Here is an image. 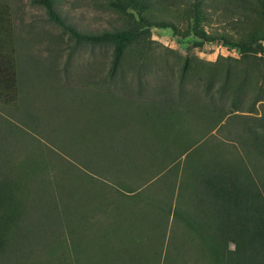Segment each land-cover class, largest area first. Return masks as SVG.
<instances>
[{
	"label": "rangeland",
	"instance_id": "rangeland-1",
	"mask_svg": "<svg viewBox=\"0 0 264 264\" xmlns=\"http://www.w3.org/2000/svg\"><path fill=\"white\" fill-rule=\"evenodd\" d=\"M236 3L147 0L134 9L121 0H57L82 33L156 24L126 48L112 76L111 44L76 42L31 0H0V60L15 74L10 89L0 87V182L13 164L21 220L46 219L74 188L81 228L57 231L60 250L76 229L89 245L135 236L138 264H216L183 218L199 200L193 170L215 159L225 168L242 163L260 172L264 192V159L249 141L253 131L264 135V12ZM195 29L214 40L193 45ZM243 41L245 54L235 46ZM33 187L42 202L36 197L39 207L27 211L36 206ZM97 250L74 262L49 252L20 264H98Z\"/></svg>",
	"mask_w": 264,
	"mask_h": 264
},
{
	"label": "trees",
	"instance_id": "trees-1",
	"mask_svg": "<svg viewBox=\"0 0 264 264\" xmlns=\"http://www.w3.org/2000/svg\"><path fill=\"white\" fill-rule=\"evenodd\" d=\"M236 1V5H241L243 11L258 9L262 13L264 12V0ZM31 2L41 6L47 18L56 25L65 28L76 42L94 45L111 44L112 58L109 74L112 76H115L119 71L126 48L148 35L151 26L156 25L151 22L145 23L147 21L142 18V21L127 29L106 30L95 34L82 33L73 26L66 24L56 6L57 0H31ZM121 2L124 3L122 6H130L134 9L143 8L147 5V0H121ZM158 26L167 27L169 25L162 23ZM194 32L191 41L195 46H202L205 42L214 40V38L205 36L196 29ZM235 46L240 48L243 54L250 50L248 42H238ZM8 66L9 62L6 64L0 60V87L10 89L11 85L15 83V74ZM253 132L254 134L249 137V141L253 145V149L259 152L264 159V135L260 132ZM233 163L229 161V168H225L217 165V159H215L212 163H203L207 166L193 170L194 188L201 184L197 189L199 200L196 201L193 213H187L183 218L190 231L200 236V241H203L202 244L207 246L209 254L216 264H264V192L260 188L261 175L258 170H255V176L251 175L245 169L247 165L243 166L242 163L235 165ZM12 165L8 167V172H3L6 178L1 179L2 182H0V264L28 263L30 262L29 259L32 261L34 257H45L49 252L55 254L59 262H74V260L78 261L82 257V253L86 254V250L89 251L93 244L99 249L96 251L99 253L96 256L99 257V259L96 258L98 264H118L120 260L122 262L128 261L127 264L139 263L142 252L135 247L133 248L135 244V236L133 235L124 237L125 240H121L123 243L119 244L115 241L108 242L109 239H106L105 242L100 240L93 242L92 237L93 243L89 245L83 241L82 233H78L75 229L76 239H73L74 236L72 237L71 247L66 251V248L60 250L62 239L57 231L63 226L73 223L81 228V215L83 213L79 214L76 207L82 198L80 191H76L74 188L68 193L71 194L69 197L55 199L56 204L51 212L45 215L46 219L37 220L36 217H31L21 220V205L18 203L19 201L15 203L17 190L13 191L14 188L12 187L14 184L15 186L18 184V179L12 176ZM39 178L41 183V176ZM33 188L29 200L36 199L35 204H33L36 206H27V211L38 208V200L42 202L40 196L42 189L38 191L37 188ZM77 192L80 195L74 199L73 195ZM36 197L39 199L37 200ZM99 197H102L100 192L91 194L92 200L96 202H99ZM200 211L205 215L204 218L200 217ZM174 214L176 216L181 215L178 209L175 210ZM116 225L114 227L120 231V227ZM47 228L53 235L43 233ZM115 235L119 239L118 234ZM106 243L112 247L111 252L107 250ZM230 243L234 244L233 250L229 249ZM123 245H126L127 251L119 253L118 247Z\"/></svg>",
	"mask_w": 264,
	"mask_h": 264
}]
</instances>
